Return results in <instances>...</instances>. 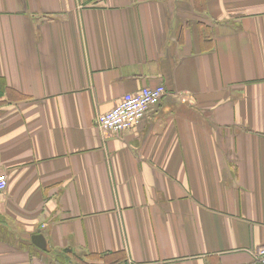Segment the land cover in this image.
Masks as SVG:
<instances>
[{
  "label": "crops",
  "instance_id": "1",
  "mask_svg": "<svg viewBox=\"0 0 264 264\" xmlns=\"http://www.w3.org/2000/svg\"><path fill=\"white\" fill-rule=\"evenodd\" d=\"M1 172L0 264H261L264 0H0Z\"/></svg>",
  "mask_w": 264,
  "mask_h": 264
},
{
  "label": "built area",
  "instance_id": "2",
  "mask_svg": "<svg viewBox=\"0 0 264 264\" xmlns=\"http://www.w3.org/2000/svg\"><path fill=\"white\" fill-rule=\"evenodd\" d=\"M166 93L163 85L143 87L135 93H126L113 109L101 113L97 117V125L103 131L124 133L136 127L144 118L147 110L156 105ZM7 174L0 173V192L7 188ZM254 259L264 264V246L253 253Z\"/></svg>",
  "mask_w": 264,
  "mask_h": 264
},
{
  "label": "water",
  "instance_id": "3",
  "mask_svg": "<svg viewBox=\"0 0 264 264\" xmlns=\"http://www.w3.org/2000/svg\"><path fill=\"white\" fill-rule=\"evenodd\" d=\"M32 243L37 245L41 249H47L46 238L42 233H37L32 236Z\"/></svg>",
  "mask_w": 264,
  "mask_h": 264
},
{
  "label": "trees",
  "instance_id": "4",
  "mask_svg": "<svg viewBox=\"0 0 264 264\" xmlns=\"http://www.w3.org/2000/svg\"><path fill=\"white\" fill-rule=\"evenodd\" d=\"M23 97V96H22Z\"/></svg>",
  "mask_w": 264,
  "mask_h": 264
}]
</instances>
